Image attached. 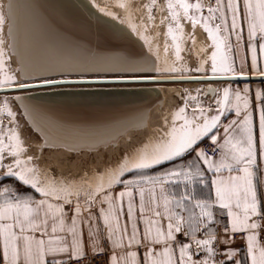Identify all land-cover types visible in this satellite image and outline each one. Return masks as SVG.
<instances>
[{
  "label": "snow or ice",
  "instance_id": "obj_1",
  "mask_svg": "<svg viewBox=\"0 0 264 264\" xmlns=\"http://www.w3.org/2000/svg\"><path fill=\"white\" fill-rule=\"evenodd\" d=\"M154 5L152 0L149 12ZM7 8L11 13L12 0ZM167 9L175 23L167 34L177 60L182 59L183 16L193 29L197 25L204 29L214 49L194 69L204 72L210 63L212 75L204 79L246 78L249 54L251 72L264 78V0H214L207 5L203 0H167ZM129 27L136 31L134 25ZM141 39L149 43L147 37ZM151 71L182 69L153 66ZM14 84L15 76L7 71L0 49V89ZM196 91L173 113L165 138L145 144L134 158L125 157L117 168L97 174L86 186L54 179L42 182L38 170L29 166L31 158H21L25 149L20 133L0 126L3 176L42 197L0 187V264H92L90 256L103 257L100 264H264V244L259 238L264 230V201L259 194L264 186V89L254 93L255 108L247 84L243 89L209 87L206 94L215 97V107H205L198 100L201 90ZM188 102H195L191 115L186 114ZM233 112L236 118L223 123L222 117ZM4 113L15 122L7 101L0 105V114ZM205 138L212 145L211 155L199 147ZM6 153L13 158L7 165L3 164ZM186 154L192 158L183 165L155 175L143 171ZM126 173H134L133 178L123 179ZM118 185L122 190L113 194ZM217 217L227 221L223 238ZM238 235L246 243L239 259L240 249L231 247Z\"/></svg>",
  "mask_w": 264,
  "mask_h": 264
},
{
  "label": "water",
  "instance_id": "obj_2",
  "mask_svg": "<svg viewBox=\"0 0 264 264\" xmlns=\"http://www.w3.org/2000/svg\"><path fill=\"white\" fill-rule=\"evenodd\" d=\"M12 4L15 49L27 80L0 93L25 91L23 101L31 120L57 141L99 142L123 133L146 118L159 98L158 82L264 79L255 74L204 79L212 74L206 73V64L204 72L194 71L200 56L193 74H144L153 55L131 30L118 28L115 20L86 0H12ZM129 66L136 71H128ZM141 75L154 79H134Z\"/></svg>",
  "mask_w": 264,
  "mask_h": 264
},
{
  "label": "bare ground",
  "instance_id": "obj_3",
  "mask_svg": "<svg viewBox=\"0 0 264 264\" xmlns=\"http://www.w3.org/2000/svg\"><path fill=\"white\" fill-rule=\"evenodd\" d=\"M90 3L96 10L106 15L105 13H111L112 15H106L110 18L116 17L115 20L119 25L118 28H128L129 24L135 26L136 31H132L135 34L143 47L153 55V63L148 70V73L144 74H193V71H183L184 68L193 69L196 66V57L200 56V60H206L212 52V46L210 39L205 35L203 28L197 25L194 29L191 23L187 20L184 22L183 29V44L181 46V57L182 59L177 60L175 56V47L167 39V17L165 13V5L163 2L160 3V7L157 11V18L152 19L150 13L145 8L138 9V4L146 3L148 0H86ZM9 0H1V7L4 16L3 23V37L5 40V46L12 58V64L14 66V74L16 77L15 84L23 83L27 80V77L23 74L20 62L15 49V27L16 21L13 12L9 13L7 5ZM124 6L121 7L120 4ZM151 17V18H149ZM123 21V23H121ZM122 26V27H121ZM141 36L147 37L149 43H145ZM151 49V51H150ZM157 56L159 59L157 60ZM153 66H157L164 69L168 66H175L181 68L180 72H154L151 71ZM207 69L210 68V63L206 64ZM143 74V73H142ZM192 82H219V81H192ZM131 84H137L135 82H130ZM184 83H164L158 82L156 85L159 89V98L154 103V105L149 109L146 118L142 121L136 123L132 127L128 128L123 133L112 137L101 140L99 142H75L67 143L57 141L51 138L48 134L43 132L40 127L32 120V123L36 131L40 134L41 140H36V152H40L44 158L48 157V154L53 157L54 164L59 168H65L66 162L63 159L69 158L72 152L80 153L92 151L97 157L98 161L94 165L102 166V159L105 154H108L113 160V155L119 152L121 148L129 149L134 146L139 141L143 140L147 134H151L156 131L157 128L163 127L167 128L168 124L165 121L170 119L171 115L177 106H179L178 95L179 92L186 91ZM213 85V84H212ZM19 92L21 101L24 103L26 109L29 112L27 104L23 101V95L25 91ZM180 93V94H181ZM189 94V93H188ZM184 98V97H183ZM186 98V97H185ZM16 100V99H15ZM172 120V119H171ZM33 128V127H32ZM50 145L52 149L48 152L44 150V147ZM91 153V152H89ZM81 154V153H80ZM40 155V154H39ZM80 156V155H77ZM76 157V156H75ZM94 159V158H93ZM68 162V161H67ZM81 163V162H80ZM80 163L73 161L72 165L79 171L82 170ZM93 165V167H94ZM74 168V169H75ZM84 176V175H83Z\"/></svg>",
  "mask_w": 264,
  "mask_h": 264
},
{
  "label": "rangeland",
  "instance_id": "obj_4",
  "mask_svg": "<svg viewBox=\"0 0 264 264\" xmlns=\"http://www.w3.org/2000/svg\"><path fill=\"white\" fill-rule=\"evenodd\" d=\"M103 2L107 3V0H104ZM163 2L165 5V13L167 17V26L170 25L175 28V23L171 20V17L169 15L168 9H167V0H155V5L151 8V11L149 12L148 5L152 4V0H148L146 3L138 4V9L145 8L151 15L152 19L155 20L157 18V11L160 7V3ZM192 2H195V0H192ZM1 7V0H0V14L3 15ZM205 15H207V12L205 10ZM186 19L181 16V24L183 25L184 29V22ZM167 27V28H168ZM204 31V29H203ZM205 35L207 36V33L204 31ZM3 24L0 25V49L3 50L4 53V61H5V67L7 71L15 76L14 74V66L12 62V58L7 51V48L5 46V40L3 37ZM167 39L169 42H171L174 45V42L172 38L167 34ZM180 44L182 46L183 39H181ZM214 49H212L213 51ZM206 73H210V68L207 69ZM16 81V77H15ZM219 81V82H187L184 83L185 87H187V90L184 92H179V106H177L174 110L177 111L180 107H183L186 98L191 93L192 95H197V89H200V93L198 95V100L207 107L209 104L214 105V99L211 94H206L209 87L216 88V89H223L225 87V84H228L227 81ZM213 84V85H212ZM181 93V94H180ZM20 97L19 92L17 91H11V92H1L0 93V105H3L5 101H7L9 107L15 114V122H11V118L7 116L6 113L0 114V126L3 127L4 130H7L8 128H16V130L20 133L21 140L23 142V147L25 151L22 153L21 158L22 159H28L31 158L30 165L31 167H35L38 170V175L41 179V181H45L46 179H54L56 181H62V182H73L77 184H85L91 183L93 178L99 174L103 173L106 170H111L114 168H117L120 163L123 162V159L125 157H128L129 159L134 158L140 149L143 148L145 144L149 143H155L156 141L165 138V133H167L172 125L173 115H171L170 119H166L168 126L166 129L163 127L157 128L156 131H154L151 134H147L145 138L138 143H136L134 146H132L129 149L121 148L119 152L113 155V160L110 158L108 154L104 155V158L102 159L103 165L102 166H96V162L98 161V157L95 154H92L94 152L89 151L87 154H85V157L83 155L84 152L80 153H74L72 152L71 156L67 159H63V161L66 162L65 168H59L56 164H54V159L52 156L48 154V157L44 158L43 155L40 152H36V140H41L40 134L36 131L31 117L29 115L28 110L26 109L24 103L21 100H15V97ZM184 97V98H183ZM195 102H188L189 107L187 110L188 115H191V108L194 105ZM173 112V113H174ZM182 123V121H177V124ZM33 127V128H32ZM207 139V138H205ZM200 145V144H199ZM52 147L50 145H47L44 147V150L46 152L50 151ZM40 154V155H39ZM80 155V156H77ZM76 156V157H75ZM94 158V159H93ZM192 158L191 155H187L184 158H178L176 161L173 162H165L164 165H157L153 169L150 170H143L146 172V174L149 175H155L164 171H167L168 169L172 168L173 166H180L185 163H187L188 160ZM76 159L78 163H80L82 170H77L73 165V161ZM68 161V162H67ZM13 162V158L8 156L7 153L5 154V158L3 160V164L7 165ZM94 165V167H93ZM75 168V169H74ZM5 169L0 168V187H9L15 191L18 192H24L26 194H39L35 193L33 189L28 188L27 186H21L18 181H16L14 178H5L3 176ZM84 175V176H83ZM134 173H126L123 179H130L133 178ZM122 186V185H118ZM83 202V200L81 201Z\"/></svg>",
  "mask_w": 264,
  "mask_h": 264
},
{
  "label": "crops",
  "instance_id": "obj_5",
  "mask_svg": "<svg viewBox=\"0 0 264 264\" xmlns=\"http://www.w3.org/2000/svg\"><path fill=\"white\" fill-rule=\"evenodd\" d=\"M203 2L206 5L208 3H213L214 4V0H203ZM245 44H246V40H245ZM246 51L247 50L245 48V52ZM262 63H264V62H262ZM237 67H238V70H239V60L238 59H237ZM244 71L247 74H253L251 72V67H250V54H249V59H248V65L244 69ZM224 83H226V81ZM227 83L228 84H225V87H231L233 89H243L244 86L247 84L249 86V88L251 89L250 97H252V99H253V106L255 108V103L256 102L254 100V93L258 89H264V79H258V80H227ZM235 118L236 117H235L234 112L233 113H228L226 117H222V122L223 123H227L228 120L235 119ZM254 124L257 126V129H258V113H256L255 111H254ZM220 132L222 133V129L220 130ZM199 147H200V145H199ZM192 155H194V153ZM258 162H259V156H258ZM207 176L210 178L211 174L207 173ZM122 187L123 186H116L114 189H112L113 194L118 193L120 190H122ZM259 194H260V197H261L262 201H264V186H261L259 188ZM32 196H34V198H36V199L42 198L40 196V194H33ZM137 200H138V198H137ZM93 211H96V208H93ZM217 230H218V234L220 235V237L223 238V234H220L219 228ZM259 238H260L261 243L264 244V238H262L261 235H260ZM221 247H223V246H221ZM231 247L240 249V253H239L238 257H237V259H239V258H241L244 255V250L246 249V243L240 236V237L236 238L235 243L232 244ZM217 259L218 260L224 259V257H217Z\"/></svg>",
  "mask_w": 264,
  "mask_h": 264
},
{
  "label": "built area",
  "instance_id": "obj_6",
  "mask_svg": "<svg viewBox=\"0 0 264 264\" xmlns=\"http://www.w3.org/2000/svg\"><path fill=\"white\" fill-rule=\"evenodd\" d=\"M200 147L203 148L205 151H207L209 155L212 154V152H211L212 145L208 139H205L202 143H200ZM217 219L222 221V223L219 225L218 228H219L220 234H223L222 228H223V223L227 222L226 218L225 217H217ZM241 235H238L237 238L240 237ZM260 235L262 238H264V230L260 231ZM89 259L92 260V264H100V261L103 259V257H96L95 259H92V257L90 256Z\"/></svg>",
  "mask_w": 264,
  "mask_h": 264
}]
</instances>
